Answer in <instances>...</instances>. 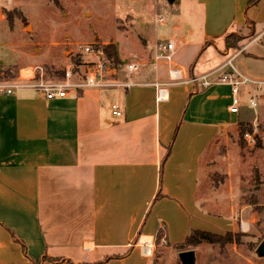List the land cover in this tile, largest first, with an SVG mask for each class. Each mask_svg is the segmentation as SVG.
I'll use <instances>...</instances> for the list:
<instances>
[{"label": "crops", "instance_id": "0c3cea01", "mask_svg": "<svg viewBox=\"0 0 264 264\" xmlns=\"http://www.w3.org/2000/svg\"><path fill=\"white\" fill-rule=\"evenodd\" d=\"M233 1L235 11L237 4L242 6L241 27L264 23V0L251 5ZM167 23L161 38L175 43L170 57L156 58L155 44L162 39L150 40L145 51L125 62L115 39L118 61L137 65L130 74L125 68L118 73L133 82L128 88L89 87L54 99L31 88L0 94V264H153L142 248L145 242L154 244L157 234L171 247L192 229L221 234L257 225L254 199L239 204L238 188L232 186L240 175L231 179L229 170L218 189L211 187L207 173L211 150L227 142L228 127H238L240 136L243 121L253 128L244 139L260 149L251 172L257 169L253 176L264 177V142L257 144L264 141L258 126L264 100L257 112L250 107L251 116L241 105L231 114L229 85L201 87V80L194 84L189 79L208 75L231 57L240 71L261 77L243 61L234 63L245 51L237 54L227 47V35L217 46V34L208 33L204 22L199 40L181 34L178 15ZM2 64L7 67L0 62V80H6L10 72ZM170 69L184 80L163 86L160 93ZM218 90L227 98L222 100ZM251 96L252 91L248 100ZM112 103L119 105L120 116L111 113ZM209 203L218 205L217 212L209 211ZM142 236L148 239L144 243Z\"/></svg>", "mask_w": 264, "mask_h": 264}, {"label": "rangeland", "instance_id": "374dc122", "mask_svg": "<svg viewBox=\"0 0 264 264\" xmlns=\"http://www.w3.org/2000/svg\"><path fill=\"white\" fill-rule=\"evenodd\" d=\"M241 11V4H237L235 11L233 0H199L198 3L196 0H0V62L7 66L2 64V68L10 72L6 74V81L16 82L20 79L21 69L37 67L36 75L43 72L44 80L49 82L59 77L66 65L74 60L80 61L76 54L80 45H107L109 42L114 43L115 39L120 56L125 62L131 61L134 60L135 52L145 51L146 41L149 44L150 40L154 42L162 39L167 19L171 22L178 15L180 32L190 40L204 38L203 22L208 25V33L217 34L213 37L217 46H223L225 35L235 32L237 39H240L237 47L245 52L234 63L243 61L252 74L264 79V32L260 34L264 23H259L256 27L247 23L241 27L237 23L241 20ZM155 13L166 23H155ZM155 28L157 31L154 36ZM145 56L147 60L149 53L146 52ZM198 70L196 68L197 74ZM220 75L221 72L215 74L214 78L219 81ZM244 89V95L243 92L241 95V90L239 92L240 105L251 116L253 110L248 103L251 88L246 86ZM218 92L222 100L227 98L226 92ZM174 97L178 99L176 92ZM231 100L230 86V102ZM236 117L237 115H229L232 120ZM258 126L264 132V107L259 114ZM244 134L239 136L238 127H228L227 142L218 144L215 150H211L207 174L211 179V187L217 186L218 189L221 188L218 183L226 178L229 170L231 179L240 175V181L233 182L232 179V186L238 188L240 195L238 203H248L250 199H254L251 201L255 203L253 209L257 211L260 220L250 230L238 231L242 233L239 241L226 237L222 248L207 242L187 247L186 250L194 253V264H264V258L258 257L255 252L259 240L264 238V177L261 174L253 176L257 169L251 172V166H256L260 157V149L255 147L254 141L248 143ZM255 135L259 136L258 133ZM260 142L262 146L264 141ZM240 157L242 168L239 165ZM203 175L204 171L201 170L200 179ZM224 187L228 188L229 183L226 182ZM217 206L209 203V211L212 214L217 212ZM153 245L150 256L153 264H181L179 253L184 250L170 247L155 238Z\"/></svg>", "mask_w": 264, "mask_h": 264}, {"label": "built area", "instance_id": "2783aa9c", "mask_svg": "<svg viewBox=\"0 0 264 264\" xmlns=\"http://www.w3.org/2000/svg\"><path fill=\"white\" fill-rule=\"evenodd\" d=\"M156 23H164L162 17H154ZM175 43L172 40H161L156 42L155 49L158 50L156 58L159 56L170 57L173 53ZM242 50L238 49L236 53H241ZM76 54L80 57V61L66 65L59 77L47 82L43 78V72H39L38 75L35 73L37 67H27L20 71V79L16 82H9L6 80H0V94H10L13 91L21 88H31L34 90L41 91L46 99L62 98L68 95L69 92L78 93L79 90L94 87V88H111V87H122L128 88L133 82L126 80L125 78H118L121 68H125L127 73H131L137 68L135 63H114L105 52L97 46L96 43L82 44L76 51ZM228 67L229 70L222 72L219 81L216 79L210 80L207 77L213 72L223 70ZM210 72L208 75L201 77H193L189 79V82L196 83L201 80V86L207 87L214 83L228 84L232 89V100L228 106V112L235 114L239 112L240 98L239 92L242 87H251L252 96L249 98V106L257 112V105L260 101L264 100V96L257 101V97L264 93V79L254 78L246 75L240 71L232 63V57L228 58L223 65H221L215 71ZM20 80H26L21 82ZM184 80L181 74L176 69H170L169 81L163 83L160 86L159 92H163V86L169 85L174 82ZM158 85V83H156ZM250 91V92H251ZM241 97V96H240ZM113 114L120 116L121 110L119 105L116 103L111 104ZM246 134V133H245ZM245 136V135H244ZM248 136V134H246ZM161 242L166 241L161 238ZM146 245L142 248V251L146 256H151L153 252V242H145Z\"/></svg>", "mask_w": 264, "mask_h": 264}, {"label": "trees", "instance_id": "16d2710c", "mask_svg": "<svg viewBox=\"0 0 264 264\" xmlns=\"http://www.w3.org/2000/svg\"><path fill=\"white\" fill-rule=\"evenodd\" d=\"M53 1L56 2V0H53ZM258 1L259 0H248L247 3H248V5H251V4H254ZM239 40L240 39H237V35L235 34V32H232L225 37V44L227 45V47L237 50L239 48V47H237V42ZM97 46L100 47L105 52V54L108 56V58H110L114 63H120L118 61L116 46L114 43L109 42V43H107V45L97 44ZM72 62L76 63L77 61L74 60ZM0 67H1V65H0ZM0 71H1V69H0ZM239 129H240L239 133L241 134V136L244 133L253 134V128H252L250 123L240 121L239 122ZM257 144L258 145L260 144L259 140H257ZM169 152H170V149H168L164 159L162 160L160 172H162V167H163L164 161L168 157ZM253 206H255V203ZM241 235H242V233L233 232V231H226L224 234H219V233H215V232H211V231L192 229L182 243H177L174 246H175V248H178L179 250L185 251L187 247H194V246L200 244L201 242H207V243H211L212 245H216V246L222 248L226 242L225 241L226 237H229L232 239L234 238L233 240L235 242H237V241H239V237ZM160 237H161V234H157L155 239L159 240ZM232 239H230V240H232ZM262 239H260L259 241L261 242ZM44 258H46L47 260L51 259L49 257H44ZM52 259H57V258H52ZM67 262L69 264H72L70 261H67Z\"/></svg>", "mask_w": 264, "mask_h": 264}, {"label": "water", "instance_id": "95a60500", "mask_svg": "<svg viewBox=\"0 0 264 264\" xmlns=\"http://www.w3.org/2000/svg\"><path fill=\"white\" fill-rule=\"evenodd\" d=\"M255 252L258 257L264 258V238L257 245ZM179 259L181 264H194V253L191 250L182 251L179 253Z\"/></svg>", "mask_w": 264, "mask_h": 264}, {"label": "bare ground", "instance_id": "6f19581e", "mask_svg": "<svg viewBox=\"0 0 264 264\" xmlns=\"http://www.w3.org/2000/svg\"><path fill=\"white\" fill-rule=\"evenodd\" d=\"M141 240H142V242L144 243V242L147 241L148 239L142 236V237H141Z\"/></svg>", "mask_w": 264, "mask_h": 264}]
</instances>
